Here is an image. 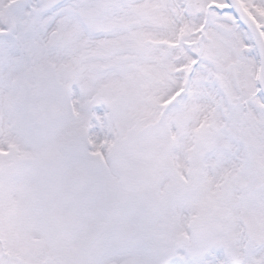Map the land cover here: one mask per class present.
<instances>
[{"label":"snow or ice","instance_id":"snow-or-ice-1","mask_svg":"<svg viewBox=\"0 0 264 264\" xmlns=\"http://www.w3.org/2000/svg\"><path fill=\"white\" fill-rule=\"evenodd\" d=\"M0 264H264V0H0Z\"/></svg>","mask_w":264,"mask_h":264}]
</instances>
